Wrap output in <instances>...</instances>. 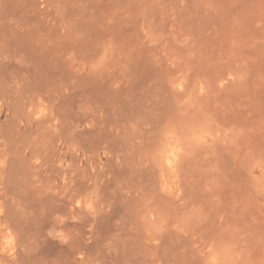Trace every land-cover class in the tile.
Masks as SVG:
<instances>
[{"label":"rangeland","instance_id":"374dc122","mask_svg":"<svg viewBox=\"0 0 264 264\" xmlns=\"http://www.w3.org/2000/svg\"><path fill=\"white\" fill-rule=\"evenodd\" d=\"M9 230L2 264H264V0H0Z\"/></svg>","mask_w":264,"mask_h":264},{"label":"clouds","instance_id":"9594fccd","mask_svg":"<svg viewBox=\"0 0 264 264\" xmlns=\"http://www.w3.org/2000/svg\"><path fill=\"white\" fill-rule=\"evenodd\" d=\"M80 206V202H77V207ZM87 208L89 210L92 209V204L88 203ZM0 254H7L9 256H12L15 252V238L11 234V231L9 230L8 233L0 238ZM2 264V262H0Z\"/></svg>","mask_w":264,"mask_h":264}]
</instances>
